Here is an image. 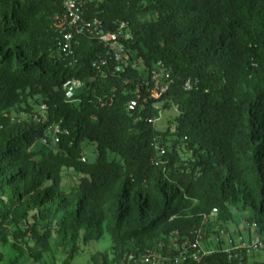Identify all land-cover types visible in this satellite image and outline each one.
Segmentation results:
<instances>
[{
	"label": "trees",
	"instance_id": "trees-1",
	"mask_svg": "<svg viewBox=\"0 0 264 264\" xmlns=\"http://www.w3.org/2000/svg\"><path fill=\"white\" fill-rule=\"evenodd\" d=\"M86 9L109 30L128 23L125 72L111 60L94 67L105 48L91 36L75 37V60L58 51L53 23L64 0H0V242L40 260L62 215L75 243L83 232L85 244L111 236L113 257L96 253L94 264H141L145 255V264H264V0H106ZM160 63L167 93L131 111ZM69 80L84 83L71 97ZM173 106L179 115L166 130L149 122ZM55 124L69 135L35 151ZM87 141L93 164L82 161ZM68 171L79 177L70 191ZM240 217L255 229L249 244ZM198 233L204 253L189 245Z\"/></svg>",
	"mask_w": 264,
	"mask_h": 264
},
{
	"label": "built area",
	"instance_id": "built-area-1",
	"mask_svg": "<svg viewBox=\"0 0 264 264\" xmlns=\"http://www.w3.org/2000/svg\"><path fill=\"white\" fill-rule=\"evenodd\" d=\"M105 1L106 0H64V13L57 15L54 18L53 23V28L59 35L57 48L58 51L71 56L72 59L75 60L76 57L72 49L75 37L77 35H87L97 38L104 46L105 54L101 55L100 59L94 63V67H107L111 60L116 64V72H125L124 63L129 59V56H127V43L133 40L128 23L120 22L115 29L109 30L106 28L105 22L101 18L88 17V14L86 13L88 10L86 9V6L89 3L97 2L98 6H100ZM158 66V70H154L146 81H143L137 86L135 91L136 99L132 100L129 104V109L131 111L138 107L140 101H147L148 99L159 100L167 93L169 89L167 81L171 76L165 71L163 64L160 63ZM194 85L195 83L189 80L185 84V89L189 91ZM83 86L84 83L81 80H69L64 84V89L68 90L70 93L71 90L74 89L76 92ZM41 110L45 111L46 107L42 106ZM162 117L163 113L161 111L158 118H152L149 122L156 124L161 121ZM63 135H69V132L64 130L61 125L55 124L49 127L46 136L40 142L43 146L52 147L61 142V137ZM160 150L162 155L165 154V149ZM82 161L87 162V157H84ZM214 214H217V210H214ZM208 220L209 218L205 217V222ZM200 237L201 235L198 233L195 242H190L189 245L194 250L199 249L204 253L201 249ZM262 246L260 240H257L253 244L255 250L261 249ZM185 252L183 246L180 250L182 255L177 258V260H181ZM148 258L149 255L142 256L141 264H145L148 261ZM195 258L197 259V257ZM125 260L129 263L135 261V255L131 254L127 256ZM161 260L162 258H159V262H161Z\"/></svg>",
	"mask_w": 264,
	"mask_h": 264
},
{
	"label": "rangeland",
	"instance_id": "rangeland-1",
	"mask_svg": "<svg viewBox=\"0 0 264 264\" xmlns=\"http://www.w3.org/2000/svg\"><path fill=\"white\" fill-rule=\"evenodd\" d=\"M179 115L178 109L173 106L169 110L163 112V117L160 122L157 123L159 130H166L168 127V120L173 119ZM43 148L41 142H38L34 146V150L37 151ZM86 157L90 164L97 161L98 152L96 145L90 141L85 143ZM113 158L120 159L118 156L114 155ZM78 175L74 171H68L64 176V189L70 191L71 188L77 183ZM8 207H11L9 205ZM18 216V210L11 211L10 219L15 220ZM68 219H65L62 215L58 219L57 225L53 227V236L51 239V251L42 256L40 260H35L30 253L22 252L19 250L14 240H10L8 245H4L0 242V253L3 254V259L0 264H64L67 259H69L71 253L77 250V256L73 259V264H94L92 261L93 255L99 252H106L111 257L114 255V243L109 234H105L103 237H99L95 234V240L85 244L83 241L84 232L81 234V240L75 243L68 229ZM239 226L241 229V236L244 239L243 242L249 244V233L254 234L255 229L249 230L245 226V222L242 217L239 218ZM248 229V230H247ZM235 227H231V234L233 240L236 244L241 241L240 235L236 234ZM259 237H255L252 243H255ZM230 239L227 238V242L223 245L224 250H228L232 247ZM34 246L33 243H31ZM77 246V248H75ZM217 249L216 247H213ZM212 249V248H211ZM214 249V250H215ZM260 258H264L263 249L259 252Z\"/></svg>",
	"mask_w": 264,
	"mask_h": 264
},
{
	"label": "water",
	"instance_id": "water-1",
	"mask_svg": "<svg viewBox=\"0 0 264 264\" xmlns=\"http://www.w3.org/2000/svg\"><path fill=\"white\" fill-rule=\"evenodd\" d=\"M74 93H75V90H74V89L71 90V92H70V96H69V97H71Z\"/></svg>",
	"mask_w": 264,
	"mask_h": 264
}]
</instances>
